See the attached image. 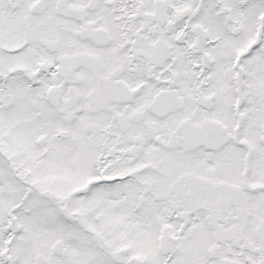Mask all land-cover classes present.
<instances>
[{"label":"snow or ice","instance_id":"1","mask_svg":"<svg viewBox=\"0 0 264 264\" xmlns=\"http://www.w3.org/2000/svg\"><path fill=\"white\" fill-rule=\"evenodd\" d=\"M0 264H264V0H0Z\"/></svg>","mask_w":264,"mask_h":264}]
</instances>
